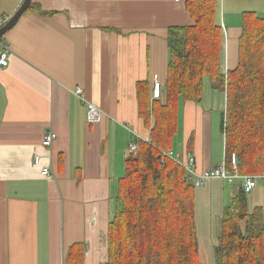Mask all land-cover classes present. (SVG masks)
I'll list each match as a JSON object with an SVG mask.
<instances>
[{
	"label": "crops",
	"instance_id": "crops-1",
	"mask_svg": "<svg viewBox=\"0 0 264 264\" xmlns=\"http://www.w3.org/2000/svg\"><path fill=\"white\" fill-rule=\"evenodd\" d=\"M254 1L220 0L227 68L237 65L243 13H264V5ZM23 2L0 0V22ZM33 2L41 11L28 10L4 38L11 55L0 73V264H65L79 243L85 264H104L129 144L150 137L139 117L137 85H152L155 76L165 82L168 29L195 21L186 0ZM76 87L105 113L100 124L89 125L87 107L73 94ZM211 111L204 99L203 105L187 102L179 115L183 138L178 143L176 137L173 152L192 154L199 174L226 157L225 145L224 156L214 148ZM49 131L56 135L52 149L42 145ZM45 167L52 169L49 178L42 175ZM236 183L214 179L196 188L202 263L211 261L212 252L200 235L221 221L237 190L228 185Z\"/></svg>",
	"mask_w": 264,
	"mask_h": 264
},
{
	"label": "trees",
	"instance_id": "trees-1",
	"mask_svg": "<svg viewBox=\"0 0 264 264\" xmlns=\"http://www.w3.org/2000/svg\"><path fill=\"white\" fill-rule=\"evenodd\" d=\"M41 11L32 1L29 10ZM194 26L168 29L169 62L161 96L154 83H138L139 117L149 142L137 140L118 182L107 232L106 264H202L198 249L196 186L183 167L164 156L173 151L181 108L203 105L205 82L224 93L221 131L227 166L236 154L239 173L264 175V16L242 15L237 65L226 66L220 0H186ZM194 136L188 142L193 147ZM216 249L217 264H264V209L251 212L242 185L225 207ZM83 244L73 245L65 264H85Z\"/></svg>",
	"mask_w": 264,
	"mask_h": 264
},
{
	"label": "built area",
	"instance_id": "built-area-1",
	"mask_svg": "<svg viewBox=\"0 0 264 264\" xmlns=\"http://www.w3.org/2000/svg\"><path fill=\"white\" fill-rule=\"evenodd\" d=\"M11 19V17H6L3 21L0 22V29L3 28ZM11 55V48L9 42L2 38L0 39V73L3 72L9 65V57ZM154 99H158L161 96L162 85L158 81V77H154ZM73 94L80 99V101L87 107V120L89 125L100 124L105 118V113L98 108L96 105L87 101L85 92L81 87H76L73 90ZM149 142V139L138 138ZM56 140V135L52 132H46L42 139V145L46 148L52 149L53 144ZM139 151L138 142H132L128 147V157L136 156ZM165 157L175 161L181 167L185 169L187 175L192 177L196 188L204 187L209 180L220 179L227 180L230 182H239L242 185L246 194L252 193V191L257 188L258 181H264V175H242L239 173V161L236 154H233L230 158L232 170L229 171L226 163L216 167L211 171H206L202 174L197 172L196 159L190 154L181 155L176 154L173 151H168L163 153ZM41 158L39 156L34 158V164L39 165ZM42 175L44 177H51L53 175L52 169L50 167H45L42 169Z\"/></svg>",
	"mask_w": 264,
	"mask_h": 264
},
{
	"label": "rangeland",
	"instance_id": "rangeland-1",
	"mask_svg": "<svg viewBox=\"0 0 264 264\" xmlns=\"http://www.w3.org/2000/svg\"><path fill=\"white\" fill-rule=\"evenodd\" d=\"M260 1L261 0H255L254 3H257L258 6L264 5V0L262 2H260ZM260 3H262V5ZM258 14L260 16H264V13H258ZM205 85L206 86H205L204 95L207 96V97H205V106H206V109L212 110L211 116L214 117V123H213V126H214V141H213L214 142V148L219 150V152L222 153L224 156V137H223V133L221 132V125H222V116H223V113H224L225 108H226V98L224 97V93L219 92L217 90H214L212 88V86H211L212 84L209 82L208 78L206 79ZM223 98H224V100H223ZM182 132H183V130L180 129V132L178 133V136H177V142L178 143H181V138H183ZM176 149H177V146H176ZM176 152L177 151L175 150V153ZM186 154H190V153H186ZM190 155H192V154H190ZM217 180H220V179H217ZM211 181H213V180H209L207 183L209 184ZM220 181H222V180H220ZM239 185H240L239 182H237L235 186H231L229 184L228 188L230 190L231 189H237L239 187ZM200 189L201 188H197V192ZM231 191H233V190H231ZM212 199H213L214 204H216L217 196L213 197ZM209 200H210V198H209ZM248 204H249V209L251 212L255 209V207H258V206L263 207V209H264V181L259 180L257 188H255L251 194H248ZM203 206H205V205H203ZM202 213H203V211H202ZM214 218H215V216H214ZM205 221H208V220L205 219ZM219 230H220V221L216 222L214 224L213 231L210 232V228L202 231V233H201L202 235H200V238L206 239L207 241H209L211 243L209 246H210V249L212 252L211 261H203L202 264H217L216 249L218 246L217 243H219V242L217 241L216 245L214 246L213 241L218 240ZM198 236H199V233H198ZM104 264H106V262Z\"/></svg>",
	"mask_w": 264,
	"mask_h": 264
},
{
	"label": "water",
	"instance_id": "water-1",
	"mask_svg": "<svg viewBox=\"0 0 264 264\" xmlns=\"http://www.w3.org/2000/svg\"><path fill=\"white\" fill-rule=\"evenodd\" d=\"M33 0H24L23 4L19 7L16 13L11 17L9 22L0 29V39L10 32L19 22L20 18L29 10Z\"/></svg>",
	"mask_w": 264,
	"mask_h": 264
},
{
	"label": "bare ground",
	"instance_id": "bare-ground-1",
	"mask_svg": "<svg viewBox=\"0 0 264 264\" xmlns=\"http://www.w3.org/2000/svg\"><path fill=\"white\" fill-rule=\"evenodd\" d=\"M157 77H158V76H157ZM221 128H222V127H221ZM224 162L226 163V166H227L226 158H225V161H224ZM227 168H228V166H227ZM231 168H232V166H231ZM228 170L231 171L232 169H229V168H228Z\"/></svg>",
	"mask_w": 264,
	"mask_h": 264
}]
</instances>
